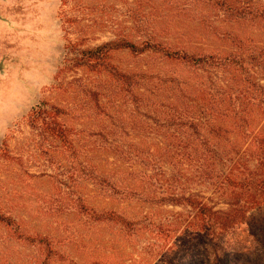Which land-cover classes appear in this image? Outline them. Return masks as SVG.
<instances>
[{"label": "trees", "instance_id": "obj_1", "mask_svg": "<svg viewBox=\"0 0 264 264\" xmlns=\"http://www.w3.org/2000/svg\"><path fill=\"white\" fill-rule=\"evenodd\" d=\"M96 1L89 0L84 9L91 10ZM202 1L221 12L218 21L230 24L231 31L222 30L220 37L232 51L170 48L151 40L137 44L120 37L79 50L70 59L72 68L109 74L111 89L86 88L83 94L98 111L104 108L111 124L117 121L124 133L132 126L163 138L108 143L117 161L105 163L117 169L101 173L98 165H89L87 173L99 190L147 211L129 207L133 216H127L79 205L78 212L89 223L115 225L126 237L148 240L156 264H239L244 257L246 264H264V218L248 221V212L264 202V47L255 40L256 31L235 28L264 23V0ZM115 51L160 55L195 75L122 72L110 62ZM123 105L127 112L118 111L116 119L106 113ZM67 115L63 107L40 101L26 120L41 136L78 153L80 141L65 122ZM105 131L112 133L107 126ZM195 188L209 190L224 207L217 208ZM0 224L12 227L17 238L40 245L44 264L66 259L48 237L25 236L1 209ZM244 226L247 239L241 242L236 232Z\"/></svg>", "mask_w": 264, "mask_h": 264}, {"label": "rangeland", "instance_id": "obj_2", "mask_svg": "<svg viewBox=\"0 0 264 264\" xmlns=\"http://www.w3.org/2000/svg\"><path fill=\"white\" fill-rule=\"evenodd\" d=\"M57 2L63 9L61 20L69 39L62 67L40 101L66 110L64 120L76 131L80 149L73 153L70 147L29 128L26 116L30 111L18 124L0 129L1 212L12 217L25 236H46L51 240L54 249L66 259L50 264H89L92 260L104 264H156L148 240L126 237L115 225L89 223L78 209L83 205L127 216H133L129 207L147 211L146 206L129 204L99 190L88 180L87 173L89 165H98L101 173L117 169L105 163L117 161V153L108 149V143H148L163 138L132 126L124 133L117 121L111 124L104 116V108L98 111L83 94L86 88L111 89L109 74L72 68L69 61L79 50L120 37L137 44L151 40L170 48L232 51L227 39L220 37L222 30L231 31L230 24L218 21L221 12L202 0H97L91 10L83 6L90 4L89 0ZM255 25L246 23L235 28L246 34L256 31L255 40L264 47V23ZM110 62L118 70L136 75H195L193 69L151 53L115 51ZM127 106L106 113L116 119L118 111L127 112ZM105 126L112 133H105ZM90 143L92 148H88ZM197 190L211 197L217 208L224 207L223 200L209 190ZM248 216L250 223L264 218V202L250 210ZM236 236L239 241H246L245 226ZM17 237L12 227L0 224V264H44L45 251L41 246ZM244 260L245 257L239 264H246Z\"/></svg>", "mask_w": 264, "mask_h": 264}, {"label": "clouds", "instance_id": "obj_3", "mask_svg": "<svg viewBox=\"0 0 264 264\" xmlns=\"http://www.w3.org/2000/svg\"><path fill=\"white\" fill-rule=\"evenodd\" d=\"M57 0H0V129L18 124L51 89L68 35Z\"/></svg>", "mask_w": 264, "mask_h": 264}]
</instances>
